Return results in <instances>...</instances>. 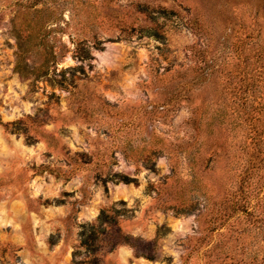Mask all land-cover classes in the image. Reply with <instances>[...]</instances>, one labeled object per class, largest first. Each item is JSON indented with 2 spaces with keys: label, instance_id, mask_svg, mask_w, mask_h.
Listing matches in <instances>:
<instances>
[{
  "label": "rangeland",
  "instance_id": "obj_1",
  "mask_svg": "<svg viewBox=\"0 0 264 264\" xmlns=\"http://www.w3.org/2000/svg\"><path fill=\"white\" fill-rule=\"evenodd\" d=\"M260 49L264 0H0V264H264Z\"/></svg>",
  "mask_w": 264,
  "mask_h": 264
},
{
  "label": "trees",
  "instance_id": "obj_2",
  "mask_svg": "<svg viewBox=\"0 0 264 264\" xmlns=\"http://www.w3.org/2000/svg\"><path fill=\"white\" fill-rule=\"evenodd\" d=\"M255 63L258 64V65L255 66L253 69H251L249 72L246 73V75H251V77L249 79L250 80V84L246 85L245 88H244V92L252 93L251 95H248V97L249 98H253V101H255V99L258 98V97H253V94L256 95L257 93H261V91L259 90V85L258 84L260 82H264V49H262V50L260 49ZM246 67H247V65H245V68H244L245 70H246ZM246 78L247 77H245L242 81L244 82L246 80ZM242 86H243V84H242ZM248 117L249 116L246 117V120H249L251 118V117H249V118ZM257 156H258V154H256L253 157V159L256 158ZM122 181L124 183H126V184L131 182L128 178H122ZM241 187H242V184L240 183V188ZM261 187H263V186H261ZM261 189L262 188L257 189V191L261 190ZM262 191H263V189H262ZM247 197H249V195ZM256 199L257 200H256L255 204H251L250 200H248V201L245 200V202H244V199L241 200V203L243 204V207L244 206L246 207V205H247L249 207V209L251 210L249 213L245 212L246 214L252 216L254 214L256 208H261L262 199L258 198V197ZM230 203H231V198L229 200L222 201L220 203L222 209L217 210L216 212H214L215 215L212 216V223L215 226L224 227L225 223H227L229 221V219L232 218L231 217L232 210L230 209ZM234 205H238L239 206V201H235ZM239 207H241V206H239ZM177 214H179V213H177ZM261 218H257L258 220H256V221H258V222L262 221ZM252 228H257L258 232L262 231V228H258L257 226H255L254 222H253V224H251L249 230H251ZM244 233H245V231H244Z\"/></svg>",
  "mask_w": 264,
  "mask_h": 264
}]
</instances>
